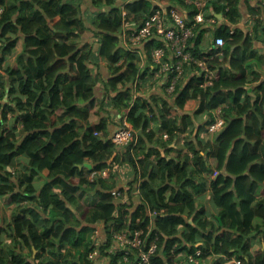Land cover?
I'll list each match as a JSON object with an SVG mask.
<instances>
[{
    "label": "trees",
    "instance_id": "obj_1",
    "mask_svg": "<svg viewBox=\"0 0 264 264\" xmlns=\"http://www.w3.org/2000/svg\"><path fill=\"white\" fill-rule=\"evenodd\" d=\"M185 1L87 0L94 10L83 14L82 0H0V199L10 203L9 217L0 208V218L12 238L0 247V264H97L114 232L148 223L159 235L152 264H189L188 256L197 264H264V80L248 64L264 58L252 49L253 41L264 46V0L256 9L244 0L249 34L238 25L243 0H206L207 14L224 20L195 39L197 56L205 32L224 40L225 65L213 62L220 77L211 87H201L191 69L168 99L133 97L139 87L131 83L145 75L118 35L139 29L159 4L187 9L190 24L197 11ZM19 39L23 52L10 64ZM159 45L144 42L140 57L152 62ZM222 105L224 128L210 144L192 118L214 122ZM93 108L126 117L134 141L112 144L102 135L105 122L89 123ZM180 138L186 152L171 155ZM19 158L25 162L14 175ZM92 172L99 175L89 180ZM119 175L132 177L122 184ZM149 211L157 216L149 219ZM99 222L96 243L90 235Z\"/></svg>",
    "mask_w": 264,
    "mask_h": 264
},
{
    "label": "built area",
    "instance_id": "obj_2",
    "mask_svg": "<svg viewBox=\"0 0 264 264\" xmlns=\"http://www.w3.org/2000/svg\"><path fill=\"white\" fill-rule=\"evenodd\" d=\"M185 4L187 7L192 6L197 11L190 24H187L182 8L159 4L139 29L121 34L123 47L127 52L137 56H140V47L144 42L151 39L160 41L161 45L151 51L150 57L154 68L157 69L155 75L164 79L167 93H172L178 84L183 83L184 74L192 68L198 69L197 76L204 79L202 87H211L219 78L218 67L210 68L211 63L212 61L221 62L223 60L224 40L221 37L213 38L211 36L210 40L201 43L200 56L194 52L197 48L195 39L198 33L207 27L213 28L215 24L223 23V17H220L219 20L210 17L206 12V0H186ZM206 33L210 34L208 31ZM231 33L233 32L231 31ZM224 108L225 105H222L214 111V122H211L206 128L208 135L217 136L223 130L225 124ZM127 123L122 124L108 138L112 144L127 146L134 141V131L131 125ZM163 139H167V135L164 134ZM95 175H99V173L92 172L88 179L92 180ZM101 175L105 177L107 172L104 171ZM160 213L163 211L161 210ZM156 216V211L148 212L149 219ZM139 222L140 220L137 219L136 223ZM101 230V227L96 226L92 231L90 238L96 243L103 240V238L99 239ZM112 241L113 244L108 253L118 256L116 264H152V259L156 256L159 237L152 229V225L148 223L146 229L133 231L125 229L120 233L114 232ZM199 254L200 252L197 251L195 256H199ZM94 255L96 252L90 257ZM187 259L189 263L197 264L194 256H188Z\"/></svg>",
    "mask_w": 264,
    "mask_h": 264
},
{
    "label": "crops",
    "instance_id": "obj_3",
    "mask_svg": "<svg viewBox=\"0 0 264 264\" xmlns=\"http://www.w3.org/2000/svg\"><path fill=\"white\" fill-rule=\"evenodd\" d=\"M71 1H74V0H71ZM83 2V8L86 9H89L90 11H93L94 9L90 6V4L87 2V0H82ZM257 3L258 1L256 0H252L249 2V5L250 6H253L255 9L257 7ZM186 7V6H184ZM182 10V13L185 17H188V11L187 9L183 8L181 9ZM240 14H241V17L239 19V27H241L245 32H247L249 34L250 32V29H251V26L249 23H251V20L253 19V17H251L250 15V12L248 10V8L246 6H244V0H243V3L241 4V7H240V10H239ZM126 31V29H125ZM124 33V31H123ZM122 33V34H123ZM119 37V44H120V40H121V34L118 35ZM91 40V39H89ZM84 42H88V39H85ZM253 43H255V45L252 47V49H256L258 51V54L261 58H263L262 56H264V46L260 45V44H256L255 41H253ZM23 52V44H22V39H19L17 44H16V47H15V54H14V57L10 58L9 59V63L12 64L15 60V57L19 56L21 53ZM138 57V56H137ZM27 58V57H25ZM137 66H135L136 69H140V71H142V73L145 75V78L143 80H138V78H136L132 83V88H135L137 85L139 87V91L137 93H135V95L133 96L134 99L135 98H149V97H156L158 98L159 100L161 98H166L168 99V93L165 91V83H164V79L163 77L159 76L157 77L155 75L154 72V67L152 65V62L148 61L145 59V56H143L142 58L141 57H138V60L136 62ZM248 64L250 65V67L260 73V81H263L264 80V58L260 61H254V60H251L248 62ZM106 66H107V62L105 60H102L100 62V71H101V78H102V81L105 82L107 80V78L109 77V74L106 70ZM260 66L262 67V70H260ZM263 72V73H262ZM256 84H253L252 86L254 87ZM253 87H250V88H253ZM134 90V89H133ZM95 97L97 98V104L100 102V100L102 99V92H101V85H97L96 89H95ZM141 99V98H140ZM81 106H84V104L80 103ZM97 111V110H96ZM95 111V109L93 108L92 110H90L89 112V123L91 125H95L97 124L98 122H102L104 123L105 122V129L104 132L102 133V135L104 137H110L111 134L117 130V128L120 126V115H117V113L115 111H110L108 114L107 111H105L104 113H101V114H97ZM123 110H121L122 112ZM119 118V119H118ZM202 119H204L203 121H201L200 118H192V122L194 123L195 125V128H198L199 126H203L205 127L206 125V122L208 121L207 117L203 116ZM122 121V119H121ZM11 122V120L9 121ZM79 127H82L83 125L81 123H79L78 125ZM152 128H156V125H152ZM18 138H20V136L23 135L22 133V130L19 129L18 132ZM200 138L204 141H207L208 143L210 144H214V140L213 138H209V137H206L205 134H203L202 136H200ZM194 144H196V141L194 140L193 141ZM171 147H174V152H171V155H175L177 151L179 150H183V153L186 152L184 145H183V141L182 139H177V143L175 144H172ZM201 154H203V152H201ZM25 161L22 159V158H19L18 159V164H16V167L14 169L11 170L12 173H15L16 170L18 171L20 168H21V164L23 165ZM210 164H214L213 161H209ZM85 167L90 169L91 167V163H85ZM45 175L46 173L42 174V179L45 178ZM119 177H121L122 179H127L125 181V183L128 182V180L130 179V177H132L131 175L128 176V178L126 176H123V175H119ZM140 182V181H139ZM124 182H122L123 184ZM36 186H40L41 183L40 182H35ZM207 198V197H205ZM0 202L2 203V198L0 199ZM204 201H202L201 203L203 204ZM80 203L82 204V201H80ZM3 204V203H2ZM205 206V208L212 212L213 214L216 213V210L212 207L211 203L207 200V205L206 204H203ZM103 223L102 222H99V223H96L95 227H101V229H103L102 227ZM95 251H91V254H93ZM36 251H33V254L35 255ZM90 254V255H91ZM108 258V259H107ZM107 258L105 259L104 257H100V260L97 261L98 263L97 264H100V263H103V264H116L117 262V259H118V256H113L111 254L108 253V256Z\"/></svg>",
    "mask_w": 264,
    "mask_h": 264
},
{
    "label": "rangeland",
    "instance_id": "obj_4",
    "mask_svg": "<svg viewBox=\"0 0 264 264\" xmlns=\"http://www.w3.org/2000/svg\"><path fill=\"white\" fill-rule=\"evenodd\" d=\"M89 11V9H86L85 10V12H83V14H85L86 13V11ZM90 12V11H89ZM88 16H89V13L87 14ZM86 15V16H87ZM87 36V38L88 39H91V36H90V34H88V35H85V37ZM210 38H211V35L210 34H207V33H205L204 34V36H203V42H207L208 40H210ZM24 59V58H23ZM260 70H262V67L260 66ZM184 82H186V81H184ZM248 87H253L252 85H247ZM119 119V118H118ZM122 124L124 125V124H126L127 123V120H126V117H123V119H122ZM128 124V123H127ZM121 127V125L118 127V128H120ZM117 128V129H118ZM116 131V130H115ZM114 131V132H115ZM113 132V133H114ZM112 133V134H113ZM111 134V135H112ZM174 152V151H173ZM182 153H183V151H182ZM92 168V166L90 167V169ZM123 172H121V174H122ZM14 175H15V173H14ZM88 177H89V175H88ZM116 180H120V181H122V182H124L125 183V181L127 180V179H122L121 177H118L117 176V178H116ZM261 197V195H259V198ZM87 200H89V201H91L92 202V200H93V198H91L89 195L87 196ZM83 201H85V198L83 199ZM79 202H80V200H79ZM204 202L207 204V198H204ZM3 203V204H2ZM2 203L0 202V208H1V216H3V215H5L6 217L8 216V214H9V212H8V205L10 204L9 203V200L7 199V198H4V199H2ZM84 206V205H83ZM9 217V216H8ZM2 225V227H3V230L4 231H1V234H0V247H2L3 248V244H5V247L8 245V244H10V242H11V240H12V238H10V236H9V230H8V227H7V221H2L1 220V218H0V226ZM7 229V230H6ZM90 237H91V235H90ZM103 238V235H102V233L100 234V237H99V239H102ZM252 244V243H251ZM253 245V244H252ZM258 249H259V246H255V247H253L252 246V248L250 249L251 250V254L253 255V254H255L257 251H258ZM25 252L24 253H26L27 255H28V251L27 250H24ZM30 259H31V257L30 256H28ZM104 257V256H103ZM105 258V257H104ZM182 259V257H177L176 259ZM32 260V259H31ZM29 261V260H28ZM31 262H33V261H31ZM100 264H103V263H100Z\"/></svg>",
    "mask_w": 264,
    "mask_h": 264
},
{
    "label": "clouds",
    "instance_id": "obj_5",
    "mask_svg": "<svg viewBox=\"0 0 264 264\" xmlns=\"http://www.w3.org/2000/svg\"><path fill=\"white\" fill-rule=\"evenodd\" d=\"M189 12V11H188ZM221 16L220 15H217L215 18L217 19V20H219V18H220ZM186 19H187V17H186ZM206 33V32H205ZM202 43H203V39H202ZM138 57H140V56H138ZM213 62L214 61H212V63H211V67L210 68H214V67H212V65H213ZM216 62L219 64V65H222V64H224L225 65V54H223V60L221 61V62H219L218 60H216ZM153 65V64H152ZM154 67V66H153ZM218 69H219V67H218ZM197 74H198V69H196V68H192V72H191V75L192 76H194L195 78H197V79H200L201 81H202V83H201V87H202V84H203V82H204V79L202 78H199L198 76H197ZM219 77H220V74H219ZM219 79V78H218ZM183 83H185V82H183ZM214 113V112H213ZM213 113H212V115H213ZM210 123H208V124H206L205 125V127H204V129H205V131H206V128H207V126L209 125ZM207 133V132H206ZM209 137L212 139L213 138V140H215V137H217V136H211V135H209ZM107 139H108V137H106ZM181 139V138H180ZM89 170H91V169H89ZM90 175V174H89ZM108 175V174H107ZM106 175V176H107ZM158 235V234H157ZM158 237H159V235H158ZM186 260H187V263H189V261H188V259L186 258ZM189 264H192V263H189Z\"/></svg>",
    "mask_w": 264,
    "mask_h": 264
}]
</instances>
